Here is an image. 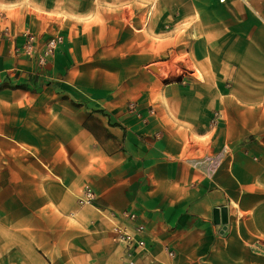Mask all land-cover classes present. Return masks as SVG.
<instances>
[{
  "label": "crops",
  "instance_id": "obj_1",
  "mask_svg": "<svg viewBox=\"0 0 264 264\" xmlns=\"http://www.w3.org/2000/svg\"><path fill=\"white\" fill-rule=\"evenodd\" d=\"M129 260L264 264V0H0V264Z\"/></svg>",
  "mask_w": 264,
  "mask_h": 264
},
{
  "label": "built area",
  "instance_id": "obj_2",
  "mask_svg": "<svg viewBox=\"0 0 264 264\" xmlns=\"http://www.w3.org/2000/svg\"><path fill=\"white\" fill-rule=\"evenodd\" d=\"M220 3L224 2V0H218ZM34 42L35 37L31 33H25L24 43L22 45V51L26 56H31L34 52ZM63 42V38L61 35H55L50 37L44 46L42 55L38 59L39 64L43 65L45 60L54 55L57 47L61 45ZM93 191L89 186H85L81 192V194L77 198V202L79 205H91L93 200ZM124 217L129 220L134 221L136 216L134 214L125 213ZM108 220L112 223L113 229V240L116 243L123 244L127 248L137 249V250H145V241L142 239L141 235L144 233V226L142 224H137L134 230H130L125 225L119 224L113 219L108 217ZM167 254L172 256L173 253L168 251ZM126 264H134L132 260H129Z\"/></svg>",
  "mask_w": 264,
  "mask_h": 264
},
{
  "label": "rangeland",
  "instance_id": "obj_3",
  "mask_svg": "<svg viewBox=\"0 0 264 264\" xmlns=\"http://www.w3.org/2000/svg\"><path fill=\"white\" fill-rule=\"evenodd\" d=\"M174 59H176V58L174 57ZM89 63H90V66H92L91 56H90V62ZM74 66H75V63H74ZM174 69L175 70H172V72L170 73V76L173 78V80H177L178 75L183 74V72H180L179 69H177V67H174ZM73 73H74V79L75 78L77 79V77H79L80 74H81L80 70H75V69H74ZM108 73H112V72L96 71L94 69H90L88 71V80L91 83L92 82L93 83L105 82V83H107L110 86V85L113 84V79H112V77L110 75H109V77L107 76ZM195 74L199 75L197 72H195Z\"/></svg>",
  "mask_w": 264,
  "mask_h": 264
},
{
  "label": "water",
  "instance_id": "obj_4",
  "mask_svg": "<svg viewBox=\"0 0 264 264\" xmlns=\"http://www.w3.org/2000/svg\"><path fill=\"white\" fill-rule=\"evenodd\" d=\"M217 213H218V210H215L214 211V218L215 219H216ZM220 216H221V218H220L221 224H225L227 222L226 209L225 208L220 209Z\"/></svg>",
  "mask_w": 264,
  "mask_h": 264
},
{
  "label": "trees",
  "instance_id": "obj_5",
  "mask_svg": "<svg viewBox=\"0 0 264 264\" xmlns=\"http://www.w3.org/2000/svg\"><path fill=\"white\" fill-rule=\"evenodd\" d=\"M98 112H100V113H105L102 109H100V110H97Z\"/></svg>",
  "mask_w": 264,
  "mask_h": 264
}]
</instances>
